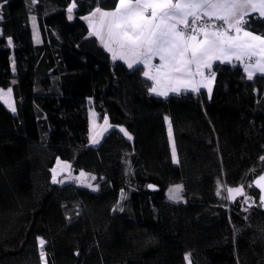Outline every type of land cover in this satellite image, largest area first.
<instances>
[{
	"label": "trees",
	"instance_id": "16d2710c",
	"mask_svg": "<svg viewBox=\"0 0 264 264\" xmlns=\"http://www.w3.org/2000/svg\"><path fill=\"white\" fill-rule=\"evenodd\" d=\"M117 3L0 0V89L16 109L0 100V264H43L39 239L47 264H264V76L218 63L211 93L155 96L89 33L84 17ZM245 22L264 37V18ZM91 106L111 125L97 146ZM58 159L96 189L53 183Z\"/></svg>",
	"mask_w": 264,
	"mask_h": 264
},
{
	"label": "snow or ice",
	"instance_id": "6c2138e0",
	"mask_svg": "<svg viewBox=\"0 0 264 264\" xmlns=\"http://www.w3.org/2000/svg\"><path fill=\"white\" fill-rule=\"evenodd\" d=\"M75 6L73 3L67 9L69 19H72ZM254 12L264 16V0H118L114 11L96 8L90 13L91 17L99 13L98 27L90 17L84 19L89 20V27L93 29L90 35L101 40L104 48L112 52L113 60H124L129 68L134 65H143L144 68L152 66L156 69V75L144 71V76L157 84L161 79L174 80L176 86L170 84L169 90L177 92L179 85L186 82L185 78L190 80L197 74L203 77L202 69H210L213 60L230 61L234 56L236 60L242 61L247 57L249 63L244 66L247 78L251 80L257 73L264 74V37L244 30L245 16ZM233 31L236 34L234 36L231 35ZM34 38L39 42L38 34L34 33ZM157 57L159 64L151 65ZM254 57L258 58L253 63ZM193 66L196 72L191 71ZM192 90L199 91V87ZM150 91L161 96L167 95V91H158L156 87ZM208 91L211 93V87H208ZM11 92V88L7 93L0 90V100H4ZM8 106L15 112L14 104ZM120 131L129 139L132 138L125 129L121 128ZM168 133L171 138L170 124ZM172 157L176 162L175 147ZM261 159L264 160V157ZM65 167L70 168V165L65 163ZM52 171V182L62 183L57 180L56 169ZM85 175L81 171L80 176ZM261 181H264V176L259 178L258 186ZM181 189L179 185L170 189L169 199H178ZM227 191L230 196L233 193L242 194L240 188ZM45 243L43 239L40 240V258L47 264L43 251Z\"/></svg>",
	"mask_w": 264,
	"mask_h": 264
},
{
	"label": "rangeland",
	"instance_id": "374dc122",
	"mask_svg": "<svg viewBox=\"0 0 264 264\" xmlns=\"http://www.w3.org/2000/svg\"><path fill=\"white\" fill-rule=\"evenodd\" d=\"M35 34H38V33L36 32ZM38 38H40L39 34H38ZM12 70L15 71V64H14L13 61H12ZM8 89L9 88H5V89L1 88L0 90H3L4 93H7ZM5 100H7V103H5ZM89 101L92 102L91 99H89ZM2 102L6 105V107L10 111H12L11 108L8 106V104H14L12 92H11L10 95H6L5 99L2 100ZM14 106H15V104H14ZM89 109H90L89 113L91 115L90 116L91 117L90 118L91 119V123H90V133H89V144L92 145V146H97L100 143V141L102 140V138L105 135V133L111 128V125L109 124L108 120H107V124L105 123V118L103 120H101L99 115H98V113L93 109L92 106ZM93 141H96V142L94 143ZM173 147H174V143L172 141V150H173ZM58 161L60 162L59 165H58ZM65 163L70 165L69 162H66V161L58 159L56 161V163H55L54 168H53V169H56V175H57V180L58 181H63L62 183L73 182V183H75L77 185L85 186V187H88L87 185H91V187H88V188L96 189L97 180H96V178L93 179V177H95L94 175L86 174L84 177H81L80 173H76L71 166H70V168H66L65 167ZM52 177H53V171H52ZM175 186H178V185L171 186L169 188V190L174 188ZM237 188L242 189L241 187L229 188V189H237ZM169 190L167 191L168 198H169ZM242 193H243V189H242ZM180 194H181V191L179 193L178 199H176V200L170 199V200L171 201L181 200V195ZM238 195H240V194L233 193L230 196L229 192L227 191V196H228V198L230 200H234ZM40 240L41 239H39V247H40ZM40 250H41V247H40ZM45 260L47 262L46 255H45ZM42 262H43V264H45V261L42 260ZM187 263L190 264L189 258L187 259Z\"/></svg>",
	"mask_w": 264,
	"mask_h": 264
},
{
	"label": "crops",
	"instance_id": "0c3cea01",
	"mask_svg": "<svg viewBox=\"0 0 264 264\" xmlns=\"http://www.w3.org/2000/svg\"><path fill=\"white\" fill-rule=\"evenodd\" d=\"M74 2H72L71 4H70V6L73 4ZM115 9V8H114ZM114 9L113 10H102V11H114ZM74 10V9H73ZM250 14H255L256 16H258V17H260V18H264V16H260L259 15V13L258 12H254V13H249L248 15H250ZM247 15V16H248ZM68 16H69V14H68ZM85 17H90V19H92L93 21H95L96 23H97V27L99 26V24H98V21H99V18H100V15H99V13H97V15L95 16V17H91L90 16V13L88 14V15H86ZM245 18H246V16H245ZM244 18V19H245ZM85 20V22H86V24H87V26H88V30H89V33L90 32H92L93 31V29H91L90 27H89V20H87V19H84ZM31 23H32V26H33V29H34V33H38V31H37V27H36V21H35V23L33 22V18L31 19ZM245 31H249V32H251L250 30H248V29H244ZM251 33H253V32H251ZM253 34H255V33H253ZM240 35H241V37H243V32H241L240 33ZM255 35H258V34H255ZM260 36V35H259ZM96 37V36H95ZM263 37V36H262ZM97 39H98V41L100 42V44L103 46V44H102V42H101V40L98 38V37H96ZM37 41V40H36ZM104 47V46H103ZM108 51V50H107ZM108 53L110 54V56L112 57V52H109L108 51ZM258 57H254L253 58V63L255 62V59H257ZM223 59V58H222ZM116 60H120V61H122V62H124L127 66H128V64L124 61V60H121V59H116ZM218 63H220V64H231V65H239V66H241L242 67V69H243V71H244V66H245V64H248L249 63V60H248V58L247 57H244L243 58V60L242 61H238V60H236V58L233 56V57H231V60L229 61V60H224L223 62H221V60H213L212 61V67L210 68V69H202V71H204V73L206 72V71H208V70H211V69H213V67H214V65L215 64H218ZM157 64H159V58L157 57V58H154L153 60H152V62H151V65H157ZM136 66H142L143 67V65H134L133 67H136ZM132 67V68H133ZM144 71H148L149 73H150V75H153V76H155L156 75V69L154 68V67H152V66H150L149 68H144L143 67V73H144ZM191 71L192 72H196V68H195V66H193L192 67V69H191ZM245 72V71H244ZM245 74L247 75V73L245 72ZM256 75H263L264 76V74H261V73H257ZM256 75H254V76H256ZM146 77V76H145ZM146 78H148V77H146ZM149 79V78H148ZM151 80V79H150ZM152 81V87H156L157 88V90L158 91H167V95L166 96H161V95H157L155 92H152L155 96H158V97H163V98H166V97H169L170 95H172V94H178V93H181V92H192V93H198L201 89H204V88H206L204 85H209L211 82H209V83H205L204 81H203V79H202V77L199 75V74H197V75H195L194 77H192L190 80H188V78H185V83H182V84H180L179 85V91H177V92H172V91H170L169 90V86H170V84L172 85V86H176V81H168V80H166V79H161L160 80V83L159 84H157L156 83V81H154V80H151ZM195 87H199V91H193L192 89L193 88H195ZM91 104V103H90ZM94 109V108H93ZM89 112H90V109H89ZM91 115H90V113H89V122L91 123V117H90ZM166 122H167V128L169 129V124L171 125V123H170V119H169V117H167V119H166ZM89 133H90V126H89ZM169 134V133H168ZM170 138V137H169ZM172 141H173V136H171V138H170V143H171V147H172ZM174 143V142H173Z\"/></svg>",
	"mask_w": 264,
	"mask_h": 264
},
{
	"label": "built area",
	"instance_id": "2783aa9c",
	"mask_svg": "<svg viewBox=\"0 0 264 264\" xmlns=\"http://www.w3.org/2000/svg\"><path fill=\"white\" fill-rule=\"evenodd\" d=\"M216 23H221V22L217 21ZM244 29H245V25H244ZM231 35L234 36V35H236V34H235V32L233 31V32L231 33ZM212 73H214V76L212 75ZM214 78H215V71H214L213 69L206 71V72L204 73V76L202 77V79H203V81H204L205 83H209V82L213 81Z\"/></svg>",
	"mask_w": 264,
	"mask_h": 264
},
{
	"label": "water",
	"instance_id": "95a60500",
	"mask_svg": "<svg viewBox=\"0 0 264 264\" xmlns=\"http://www.w3.org/2000/svg\"><path fill=\"white\" fill-rule=\"evenodd\" d=\"M261 176H264V174L261 175ZM261 176H259L257 179H255V181H254V186L257 188V190H258L259 193H260V200H261V202H262V204H263V209H264V200H262V198H264V181H261L260 184H259V186H258V184H257V182L259 181V178H260Z\"/></svg>",
	"mask_w": 264,
	"mask_h": 264
}]
</instances>
